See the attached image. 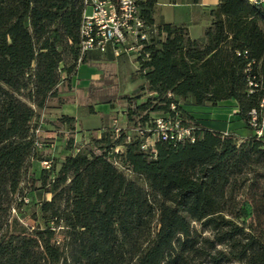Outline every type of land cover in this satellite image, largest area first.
<instances>
[{
  "label": "trees",
  "instance_id": "trees-1",
  "mask_svg": "<svg viewBox=\"0 0 264 264\" xmlns=\"http://www.w3.org/2000/svg\"><path fill=\"white\" fill-rule=\"evenodd\" d=\"M160 1L137 2L155 32L135 59L144 84L125 98L127 126L75 147L76 120L61 115L71 135L57 165L39 154L47 141L37 133L50 103L65 102L59 88L92 58L81 52L84 4L0 0V264H264V139L249 125L264 110V9L218 0L193 39L154 22ZM224 101L250 136L210 130L185 110ZM167 114L194 142L141 149ZM33 161L50 165L31 173Z\"/></svg>",
  "mask_w": 264,
  "mask_h": 264
},
{
  "label": "rangeland",
  "instance_id": "rangeland-1",
  "mask_svg": "<svg viewBox=\"0 0 264 264\" xmlns=\"http://www.w3.org/2000/svg\"><path fill=\"white\" fill-rule=\"evenodd\" d=\"M173 2L175 0H161L159 2L160 6H156L154 11V19L156 22L160 23L164 20L173 21L175 20V15L178 13L187 14V17L189 13L198 14L196 18L198 21L196 20V23L190 24L191 34L196 36L203 20L199 16L202 7H192L196 3L195 0H177V7L162 5ZM87 12L89 13L90 10L88 9ZM119 49L120 58L114 63L99 64L88 61L80 64L75 80L76 95L70 96L68 93L62 94L65 100L61 105L62 110L74 114L76 127L81 132V134L78 133L76 135L77 144L82 141V138L87 137L90 132L93 137H96L98 135L97 132L102 128L115 125L119 129H125L127 126L123 115V110L127 107L125 98L133 97L139 90V87L144 84V81L137 73L138 68L135 65L136 52H124L123 47H119ZM96 73L101 75V79L98 82L93 81V75ZM59 89L60 91H65L69 89V86L64 83ZM142 95L144 96L141 99L143 101L146 94ZM194 109L207 112L202 106H194ZM157 115L156 113L152 114V116ZM44 123L50 124L46 120H44ZM46 128L44 126L43 130L45 131ZM55 129L57 131L54 134L57 136V139H62L65 136L63 134L64 130ZM70 135V133H67L65 137L68 138ZM41 140L50 141V139H43L42 136ZM27 180H30L29 177L26 178ZM37 185L35 184V186ZM23 222L32 224L28 217L23 218Z\"/></svg>",
  "mask_w": 264,
  "mask_h": 264
},
{
  "label": "built area",
  "instance_id": "built-area-1",
  "mask_svg": "<svg viewBox=\"0 0 264 264\" xmlns=\"http://www.w3.org/2000/svg\"><path fill=\"white\" fill-rule=\"evenodd\" d=\"M140 0H82L84 10L80 25L81 52L98 51L104 53L108 47H123L124 52L140 54L142 42L147 41L149 33L155 32L147 27L139 16L137 2ZM254 5H261L264 0H248ZM88 9L90 12L88 13ZM117 52V53H116ZM145 57H148L145 54ZM262 108V104L260 105ZM174 110V107H170ZM249 125L258 138L264 139V116L258 117L255 110L250 112ZM115 128L118 129L115 125ZM140 136L142 132H137ZM152 136L143 138L141 149H152L154 140H176L194 142L192 129L185 127L177 116L170 114L153 120ZM40 148V144H36ZM117 152V151H116ZM49 162H42L45 169Z\"/></svg>",
  "mask_w": 264,
  "mask_h": 264
},
{
  "label": "crops",
  "instance_id": "crops-1",
  "mask_svg": "<svg viewBox=\"0 0 264 264\" xmlns=\"http://www.w3.org/2000/svg\"><path fill=\"white\" fill-rule=\"evenodd\" d=\"M176 1L177 0H175V2L171 4H162V5L177 7ZM195 1L196 3L192 7H202V9L200 10L201 13L199 16L203 19L200 24L201 25L200 30H198V34L196 36H193L191 34L190 24L196 23L198 21V19H196L198 14L189 13L187 17V14L178 13L175 15V18H174L175 20L173 21L164 20L162 22L185 26L191 38L201 39L203 37L204 29L210 23V17H209L208 11L210 8L217 5L218 0H195ZM157 6H160V5L158 4ZM261 7L262 9H264V2L261 3ZM154 22L157 23L155 19H154ZM117 51L118 53L116 52L117 54H115V49H113L112 47H108L104 53H100L98 51H91L89 53L92 58H90L91 60L89 62H96L99 64L110 63V62L114 63L116 62V60L120 58V53H119L120 49L117 48ZM94 57H97V59ZM135 65H137V63ZM79 68L80 66L78 67V69ZM100 79H101L100 74L96 73L93 75L94 82H98L100 81ZM75 80H76V74L70 80L69 89L65 91H60L61 92L60 96H62L63 93H68L70 96L76 95ZM50 104H52L51 106L49 105L50 108L45 110L41 115L42 118L48 121L50 124L44 123L43 128L37 133L40 139L42 136L43 139H50V141H47L46 147L41 149L39 154L44 158L54 159L56 164L58 165V163L62 161L63 157L69 153V151L66 150L65 148V142L67 140L65 136L69 132L66 131V129L63 126L58 125L56 123V120L61 115L70 116V117H73L74 119H75V116L74 114L64 112L62 110V107L57 106L55 102H51ZM202 107L205 108L207 112L197 111V109H194V106H187L185 107V110L195 115L196 118L199 119V122L204 127L210 130L218 131L221 133H233L240 140L245 139L252 134V132L249 129H247L244 126V123L236 116L237 108H236V104L233 101H224V102L217 104V106H202ZM220 109L222 110L220 111ZM262 116H264V110H262ZM125 124H126V121H125ZM44 126L47 127L45 131L43 130ZM55 128L64 130L63 134H65V136L62 139L60 140L57 139V136L54 134L57 131ZM75 130L79 131L76 125H75ZM97 133L98 135L96 137H99V134H100L99 131ZM76 135L77 134L75 131L74 134L72 135L74 138L75 147H76V139H77ZM83 141H86V137L82 138V141L80 143H82ZM41 167L42 165L40 162L33 161L30 172L38 174L40 173ZM46 199H49V195H46ZM35 201L36 202L39 201V197H36Z\"/></svg>",
  "mask_w": 264,
  "mask_h": 264
}]
</instances>
